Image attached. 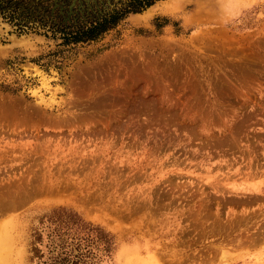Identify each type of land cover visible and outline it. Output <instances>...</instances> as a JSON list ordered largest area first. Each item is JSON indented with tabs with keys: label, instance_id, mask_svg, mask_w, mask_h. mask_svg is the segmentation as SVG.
<instances>
[{
	"label": "rangeland",
	"instance_id": "rangeland-1",
	"mask_svg": "<svg viewBox=\"0 0 264 264\" xmlns=\"http://www.w3.org/2000/svg\"><path fill=\"white\" fill-rule=\"evenodd\" d=\"M159 1L92 40L108 0L0 11L2 264L60 210L112 240L77 264H264V0Z\"/></svg>",
	"mask_w": 264,
	"mask_h": 264
},
{
	"label": "trees",
	"instance_id": "trees-1",
	"mask_svg": "<svg viewBox=\"0 0 264 264\" xmlns=\"http://www.w3.org/2000/svg\"><path fill=\"white\" fill-rule=\"evenodd\" d=\"M68 1L59 0L65 6H68L66 5ZM155 1L157 0H130V8H127L123 13H120L122 12L121 10L116 9H113L111 13L109 12L110 14L107 11L104 17L109 15L108 17L112 21L104 19L103 22H99L94 26L93 23L98 22L97 20L99 19L96 18L94 21H91L90 25L92 26L90 28L80 32L81 35H78V38L79 40L95 39L100 33L113 27L120 18V15L122 16L129 12H139L141 9L152 5ZM43 2L28 5L24 0H0V11L9 12L10 17L18 22L27 20L23 16L26 18L29 14H32L34 19L36 18L35 20L46 23L49 22L47 20L48 13L44 8L50 0H44ZM77 2L85 4V0H77ZM47 224L50 228L48 236L50 257L39 262V264H77L85 257L86 253H91L92 247L101 248L105 252L110 251L112 240L109 236L100 228L86 223L74 213L64 210L54 211L52 215L48 216ZM82 249L86 251L82 253Z\"/></svg>",
	"mask_w": 264,
	"mask_h": 264
},
{
	"label": "bare ground",
	"instance_id": "bare-ground-1",
	"mask_svg": "<svg viewBox=\"0 0 264 264\" xmlns=\"http://www.w3.org/2000/svg\"><path fill=\"white\" fill-rule=\"evenodd\" d=\"M205 1H207V0H174V1H172V3L170 2V3H167V4H174L175 7L179 8V7H184L185 5H187V3H191L193 5H196V6L200 7ZM167 4H164L160 9H163ZM153 13H154L153 10L152 11H147L146 14H148V15H143V16H141L139 18H136V21H139V22L140 21H145ZM166 13H167V11H166ZM3 232H5V235L4 236L3 235L0 236V264H2V262L6 261L8 255L10 253V242H11V239H10V236L8 234L7 229L4 230Z\"/></svg>",
	"mask_w": 264,
	"mask_h": 264
},
{
	"label": "flooded vegetation",
	"instance_id": "flooded-vegetation-1",
	"mask_svg": "<svg viewBox=\"0 0 264 264\" xmlns=\"http://www.w3.org/2000/svg\"><path fill=\"white\" fill-rule=\"evenodd\" d=\"M129 2H130V0H108V4H112L114 7H119L120 8V10L122 11V12H120V13H123V12H125V10L127 9V8H130L129 6H130V4H129ZM156 2V1H155ZM111 13V12H110ZM109 13V14H110ZM120 15V14H119ZM109 16V15H108ZM104 17V16H102L101 18H99L98 19V23L99 22H103L104 21V19H107L108 21H112V20H110L111 18L110 17Z\"/></svg>",
	"mask_w": 264,
	"mask_h": 264
},
{
	"label": "water",
	"instance_id": "water-1",
	"mask_svg": "<svg viewBox=\"0 0 264 264\" xmlns=\"http://www.w3.org/2000/svg\"><path fill=\"white\" fill-rule=\"evenodd\" d=\"M159 2H163V4H164L165 1H159ZM159 2H157V3H159ZM157 3H156V4H157ZM154 6H155V4H154L153 6H151V7H148L147 9L143 10V12L145 13V14H144V13H143V14H144V15H148V14H146L147 11H152V10H153L152 8H154ZM153 11H154V10H153ZM132 14H133V13H132ZM137 16L141 17V16H143V15H141V14H137ZM139 17H138V18H139Z\"/></svg>",
	"mask_w": 264,
	"mask_h": 264
}]
</instances>
